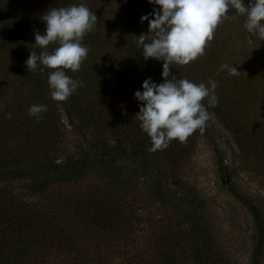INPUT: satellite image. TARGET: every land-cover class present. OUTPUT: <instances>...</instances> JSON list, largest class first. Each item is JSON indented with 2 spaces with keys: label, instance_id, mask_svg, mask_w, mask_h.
I'll list each match as a JSON object with an SVG mask.
<instances>
[{
  "label": "trees",
  "instance_id": "16d2710c",
  "mask_svg": "<svg viewBox=\"0 0 264 264\" xmlns=\"http://www.w3.org/2000/svg\"><path fill=\"white\" fill-rule=\"evenodd\" d=\"M80 3L98 21L84 37L89 53L80 70H66L83 86L58 102L48 84L53 70L30 72L25 62L44 50L34 45L46 28L41 17ZM154 7L148 0H0V264H233L216 243L207 198L186 174L203 133L150 152L136 117L135 91L149 77L163 82L164 62L145 61L138 42L149 30L140 18ZM244 19L224 21L203 56L170 71L217 82L209 113L233 136L239 162L264 175V41L249 42ZM34 104L48 109L38 121L29 114ZM214 154L229 193L252 217L249 264H264V197L237 184L239 162L228 163L218 146Z\"/></svg>",
  "mask_w": 264,
  "mask_h": 264
},
{
  "label": "clouds",
  "instance_id": "9594fccd",
  "mask_svg": "<svg viewBox=\"0 0 264 264\" xmlns=\"http://www.w3.org/2000/svg\"><path fill=\"white\" fill-rule=\"evenodd\" d=\"M148 3L158 7L141 16L142 23L148 21L149 30L138 37V42L145 61L155 58L164 62L163 82L145 79L143 91H135L134 98L140 102L136 115L141 121L140 128L152 143L149 151L156 152L167 149L173 140L186 142L197 130L203 133L211 118L208 108L216 107L219 101L216 81L197 84L177 78L170 68L188 65L203 56L217 27L235 16L245 17L243 28L250 34V43H254L250 37L264 41V0H248L247 6L244 0H148ZM230 9L235 10L234 15L228 14ZM41 20L46 28L44 34L35 32L34 45L44 50L40 54L31 52L25 63L30 72L52 69L48 75L51 98L65 102L83 86L82 81L68 76L66 70H80L89 53L84 37L94 30L98 19L95 12L80 3L52 8ZM50 44L57 45L51 52ZM225 69L232 76L240 74L233 65H221V70ZM47 110V105L34 104L29 114L38 121ZM6 118L11 119V114H6Z\"/></svg>",
  "mask_w": 264,
  "mask_h": 264
},
{
  "label": "rangeland",
  "instance_id": "374dc122",
  "mask_svg": "<svg viewBox=\"0 0 264 264\" xmlns=\"http://www.w3.org/2000/svg\"><path fill=\"white\" fill-rule=\"evenodd\" d=\"M214 146L223 152L229 163L239 162L236 142L224 126L213 116L207 122L203 136L187 166L186 174L199 192L207 198L209 222L224 258L233 264H249L253 252V221L250 213L228 191L215 164ZM237 184L250 194L264 197V175L239 162ZM22 191V184H15ZM151 211L159 213L155 205ZM114 264L120 263L119 259Z\"/></svg>",
  "mask_w": 264,
  "mask_h": 264
}]
</instances>
